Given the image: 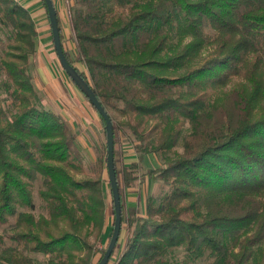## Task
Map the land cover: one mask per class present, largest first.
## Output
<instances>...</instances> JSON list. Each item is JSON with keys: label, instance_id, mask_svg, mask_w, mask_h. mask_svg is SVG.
<instances>
[{"label": "trees", "instance_id": "16d2710c", "mask_svg": "<svg viewBox=\"0 0 264 264\" xmlns=\"http://www.w3.org/2000/svg\"><path fill=\"white\" fill-rule=\"evenodd\" d=\"M56 16L67 61L105 111L120 115L138 161L172 155L147 172L168 191L157 205L146 201L145 216L126 217L114 264H167L163 256L176 248L187 261L264 264V0H73L84 71L65 49ZM0 36L8 101L0 99V228L9 226L0 234V264H35L36 254L45 264H97L113 227L108 181L100 165L84 173L64 122L41 106L28 68L35 24L15 0H0ZM116 166L114 158L122 230V187L134 184L138 163Z\"/></svg>", "mask_w": 264, "mask_h": 264}, {"label": "rangeland", "instance_id": "374dc122", "mask_svg": "<svg viewBox=\"0 0 264 264\" xmlns=\"http://www.w3.org/2000/svg\"><path fill=\"white\" fill-rule=\"evenodd\" d=\"M33 2L35 0H32ZM31 1V2H32ZM39 4L40 9L38 15L33 14V19L35 26L37 28V33L34 38L35 40V50L34 53L29 57V72L33 81L34 89L38 95L41 106L57 114L66 126L67 133L69 134V141L72 150L78 155L80 163L85 174H94L97 172L98 165L102 168V177L104 181L107 182V174L105 165L106 156V145H105V135H104V125L100 121L98 115L91 109L88 105L87 99L82 94V92L71 82L69 77L63 71L58 63L55 56L53 45L51 41V36L48 35V41L43 39V36L49 31V24L47 19V14L43 9L40 0L36 2ZM34 4V6L36 5ZM66 8V7H65ZM43 10V11H42ZM40 11V13H39ZM36 12V11H35ZM67 13V8L65 10ZM70 13V11H69ZM65 20H63L64 26H61L62 35L64 38L65 49L70 54L71 59L74 61L73 64L80 71H84L85 67L83 64L76 60L78 58L76 40L74 37V31L72 29V35L68 33L66 29ZM42 27V30L40 28ZM4 39L3 36H0ZM2 78V77H1ZM0 99L3 104L8 103L6 101V93L0 89ZM110 117L113 123L118 129V141L115 148L118 151L116 157L117 160V170H120L122 164H128L135 160L138 153L134 152L130 155L133 150V136L130 132L124 128L120 127L119 122L122 120L119 114L110 111ZM189 131L188 124L184 126L182 134ZM131 147V149H129ZM174 151L181 152V142L174 148ZM172 155L169 154H147L144 155L143 161L140 162L138 176L140 179L135 182L134 186L131 188L122 187V201L124 203V226L121 230L120 238L117 242V247L114 250L108 264H114L118 255L121 252L122 243L124 238H126L129 230L126 226L127 216H145V205L147 200H152L155 205L158 204L162 196L168 191V187L165 186L157 175L149 176L146 172L151 171L159 166H162L165 162V158ZM129 165V164H128ZM105 169V170H104ZM106 197L109 210L110 193L108 184L105 183ZM133 197L134 201L129 199ZM36 201V198H35ZM39 210H34V214L37 216ZM108 223L110 224V211H108ZM12 222V219H11ZM5 231L9 232V226H4L0 228V234L5 235ZM6 244H11L5 239ZM99 242L95 243L94 252L98 253V250L104 247ZM98 255V254H97ZM35 264H45L47 256L36 254L33 256ZM167 264H211L212 259L207 255L195 260L187 261L184 252L181 248H176L169 250L163 256Z\"/></svg>", "mask_w": 264, "mask_h": 264}, {"label": "water", "instance_id": "95a60500", "mask_svg": "<svg viewBox=\"0 0 264 264\" xmlns=\"http://www.w3.org/2000/svg\"><path fill=\"white\" fill-rule=\"evenodd\" d=\"M43 3L46 8L47 19L51 32L53 50L59 65L66 73V75L69 77L71 82L82 92L85 98L91 103V105L96 110V112L98 113L104 124L105 145H106L105 164H106V172H107V181L109 184L111 200L113 204L114 219H113V227L109 242L106 246L103 256L100 258L97 264H107L115 250L121 230V201H120L119 188L117 185V179H116V173L114 167L113 124L109 114L103 108L101 102L98 100L93 89L82 78V76L77 72V70L67 61L65 57L60 39V32H59L56 11L52 0H43Z\"/></svg>", "mask_w": 264, "mask_h": 264}, {"label": "crops", "instance_id": "0c3cea01", "mask_svg": "<svg viewBox=\"0 0 264 264\" xmlns=\"http://www.w3.org/2000/svg\"><path fill=\"white\" fill-rule=\"evenodd\" d=\"M16 2H17V4L18 5H20L21 7H23L24 9H26L28 12H29V14H30V16H31V18H32V20H33V22H34V19H33V14L34 15H38V11L36 10V9H39L40 11H41V9H40V6H39V4L37 3L36 4V2L38 1V0H35L34 2L32 1V0H15ZM32 1V2H31ZM41 1V0H40ZM52 2H53V5H54V8H55V10L57 11V13H58V16H59V18H60V25L63 27L64 26V24H63V20H65V22L67 23H65L66 24V29L68 30V33L70 34V33H72V26H71V19H70V13H69V11H70V8L72 7V5H73V0H52ZM34 4H36L35 6H34ZM67 8V13H65V10H66V8ZM43 9H44V7H43ZM36 11V12H35ZM40 11H39V13H40ZM43 11V10H42ZM44 11H45V9H44ZM34 24H35V22H34ZM49 24V23H48ZM50 29V28H49ZM35 30H36V33L38 32L37 31V28H36V26H35ZM40 30H42V27L40 28ZM41 34V33H40ZM39 34V36L41 37V36H43V39H45V41H48V39H49V37H48V35H50L51 36V32H50V34H49V31H47V33L44 35V33H43V35H40ZM70 35H72V34H70ZM51 41H52V38H51ZM63 44H64V38H63ZM64 47H65V44H64ZM129 149H131V147L129 148ZM128 151H132L131 152V154L130 155H133L134 154V152H133V150L131 149V150H128ZM144 158V157H143ZM143 158L141 159V161L140 162H142L143 161ZM134 162H136V163H140L139 161H138V156L135 158V160H133V161H131L130 163H134ZM130 163H128V164H130ZM128 164H124V165H128ZM138 170H139V165H138ZM146 174H147V172H146ZM140 179V177L138 176L137 177V179L134 181V184H135V182H137L138 180ZM134 184L132 185V186H130V187H128V189L129 188H131V187H133L134 186ZM130 201H134L133 200V197L131 196V198L129 199ZM139 217H141V216H139ZM143 217V216H142ZM107 229H106V227H105V229H104V234H103V237H102V240H100L99 241V243H101L102 245H104L105 244V242H106V238H107V233H108V229H109V223H108V218H107ZM123 226H124V224H123ZM120 235H121V232H120ZM120 235H119V238H120ZM127 236H128V234H127ZM127 236H126V238H127ZM126 238H124V241H123V243H122V247H121V252H122V250H123V247H124V244H125V240H126ZM120 252V253H121ZM120 255V254H119ZM118 255V256H119Z\"/></svg>", "mask_w": 264, "mask_h": 264}]
</instances>
